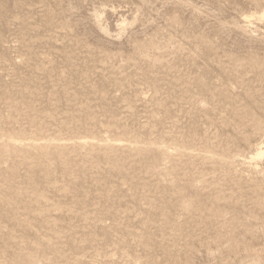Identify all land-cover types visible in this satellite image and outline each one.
<instances>
[{
	"label": "rangeland",
	"instance_id": "1",
	"mask_svg": "<svg viewBox=\"0 0 264 264\" xmlns=\"http://www.w3.org/2000/svg\"><path fill=\"white\" fill-rule=\"evenodd\" d=\"M264 0H0V264H264Z\"/></svg>",
	"mask_w": 264,
	"mask_h": 264
},
{
	"label": "bare ground",
	"instance_id": "2",
	"mask_svg": "<svg viewBox=\"0 0 264 264\" xmlns=\"http://www.w3.org/2000/svg\"><path fill=\"white\" fill-rule=\"evenodd\" d=\"M261 17L264 19V11L262 12ZM263 156H264V152L260 151L258 157H263Z\"/></svg>",
	"mask_w": 264,
	"mask_h": 264
}]
</instances>
